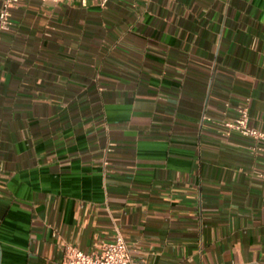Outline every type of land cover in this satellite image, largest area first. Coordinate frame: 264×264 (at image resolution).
I'll use <instances>...</instances> for the list:
<instances>
[{
    "label": "crops",
    "instance_id": "obj_1",
    "mask_svg": "<svg viewBox=\"0 0 264 264\" xmlns=\"http://www.w3.org/2000/svg\"><path fill=\"white\" fill-rule=\"evenodd\" d=\"M3 0H0V9ZM264 0H19L0 31V264L119 233L147 264H264Z\"/></svg>",
    "mask_w": 264,
    "mask_h": 264
},
{
    "label": "built area",
    "instance_id": "obj_2",
    "mask_svg": "<svg viewBox=\"0 0 264 264\" xmlns=\"http://www.w3.org/2000/svg\"><path fill=\"white\" fill-rule=\"evenodd\" d=\"M19 0H3L0 9V31H5L10 27V11ZM54 2L70 1V0H52ZM83 3L86 0H81ZM102 4L106 0H100ZM222 126L230 131L253 138L254 140L264 141V132L249 125V108L248 105L238 109L237 116L230 120H223ZM254 152H264V147L254 145ZM258 176L264 177V174L256 172ZM61 264H147L143 259L132 257L128 246L121 234H117L115 240L111 243L104 244L100 250L91 253H85L73 245L64 246V255Z\"/></svg>",
    "mask_w": 264,
    "mask_h": 264
}]
</instances>
